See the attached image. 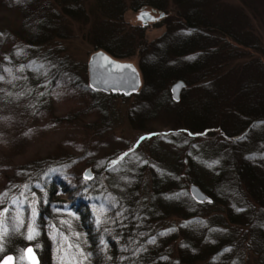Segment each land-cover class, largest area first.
I'll list each match as a JSON object with an SVG mask.
<instances>
[{"label": "trees", "instance_id": "trees-1", "mask_svg": "<svg viewBox=\"0 0 264 264\" xmlns=\"http://www.w3.org/2000/svg\"><path fill=\"white\" fill-rule=\"evenodd\" d=\"M30 1L0 0V9L18 12L17 25L8 24L4 29L0 25V133L2 125L9 131L25 128L28 116L45 121L46 128L67 123L68 116L60 119L47 114L44 104L55 102L61 95L87 97L90 107L84 115L89 112L102 115L96 99L99 94L80 79L68 59L57 57L49 48L55 43L53 35L58 28L50 16L53 6L48 4L44 9L43 5H37L36 9ZM175 1H181L183 27L175 34L173 46L160 50L156 47L150 53L143 49L140 69L144 89L135 96L140 98L141 110L137 121L147 117L152 99L163 92L167 83L183 80L188 84L185 70L199 69L204 73L221 52L215 49V44H200L201 29L212 30L205 21L207 14L196 9H204V0ZM138 2L135 0L136 9L142 5L160 12L167 9L164 0L141 5ZM104 3L109 7L114 5L110 0ZM38 9L45 18L37 23ZM64 13L73 19L83 11L69 5L64 7ZM238 19L235 15V22L231 21V37L236 38L240 32ZM29 28L30 31L26 30ZM15 37L23 39V43L16 45ZM233 41L237 51L249 50L256 44L243 43L237 38ZM95 48L120 60L135 56L132 52L124 53L125 47L119 42L104 45L97 40ZM168 58L173 66L184 65L183 71L171 67L170 61L166 63ZM242 67L231 68V77L235 78L231 83V107L224 106L228 102L225 99L220 111L226 120H216V128L208 122L215 112H211L210 106L218 98L216 93L223 95L222 81L227 77L222 70L200 77L197 85L207 77L202 88L208 98L202 107L194 106L195 112L186 116L195 124L196 131L206 129L201 133L188 131L192 139L186 140L190 145L186 152L190 160L186 173L184 160L177 157L162 155L169 165L161 166L138 158V150L134 149L116 157L92 155L90 140L86 136L81 139L82 135L68 139L70 146L83 155L80 159L69 160L66 156L15 164L7 157L10 154L4 151L0 136V260L34 245L40 264H244L246 254L241 250L248 246L259 257L258 263L264 264V71L255 76ZM251 67L254 68L249 66V70ZM165 94L156 101L175 108L170 94ZM168 106L161 110L166 108L174 119L177 113ZM179 113L184 115L183 110ZM230 114L231 122L227 120ZM22 122L25 124L21 125ZM87 125L84 127L89 128ZM214 129L222 132L223 141L206 143L202 150L210 147L209 150L215 148L221 153L231 152L228 168L207 162L199 147L194 152L195 140L213 137ZM169 140L159 139L162 143ZM151 148L158 150L156 143ZM221 155L223 158L227 154ZM89 166L95 173L92 181L82 176L83 169ZM147 166L152 172L149 189L142 175ZM203 178L210 179L209 186ZM15 180H20V184ZM188 181L199 186L213 203H196L188 192ZM220 185H225L222 193ZM64 194L71 197L68 204L58 201ZM225 199L233 201L228 209L230 227L227 221L221 219L223 223H219L217 218H207L202 213L218 204L229 207ZM172 217L181 222L176 225Z\"/></svg>", "mask_w": 264, "mask_h": 264}, {"label": "rangeland", "instance_id": "rangeland-1", "mask_svg": "<svg viewBox=\"0 0 264 264\" xmlns=\"http://www.w3.org/2000/svg\"><path fill=\"white\" fill-rule=\"evenodd\" d=\"M110 1L114 2V5L111 7L107 6L104 0H78V2H76V0L30 1L32 2L31 6H35L36 9L38 6L41 7V5L44 6V9L48 7V4L53 6L50 16L54 17V23L58 24V28L53 35V41L55 43L50 45L49 48L55 52L54 54L57 57L68 59L70 65L76 71L80 79L87 81L88 85V63L91 56L97 52L95 48L97 40L104 43V45L113 42L123 44L125 47L124 53L132 52V54H135V56L125 59V61H132L140 68V63L144 56V48L148 49V53L153 52V49L156 47H158L159 50L171 48L175 38H177L175 34L183 27V20L180 16L183 15L181 1L164 0L166 1L165 3H167L166 12L157 11L154 7L148 5H142L136 9V5L134 4L135 0ZM152 1L153 0H139L138 3H153ZM116 2L118 4H116ZM204 2V9H196L207 14L205 21L210 23L212 30H206L207 27L201 29L203 38L200 44H215V49L221 50V52L217 54L219 56L218 59L216 58L217 61H213L204 73L199 69L194 72L185 70V77L188 80V84L183 80H175L169 82V84L167 83L165 86L166 89L163 88V92L158 93L159 95L156 94L157 97L152 99L153 102L150 105V112L142 121H137L138 113L141 110H139L140 98H136L135 96L125 97L118 94L114 95L96 92L99 94L97 95L98 97H96L99 103V113H102V115L99 114L98 116H96L94 112H89L87 115H84L85 110L90 107V105L87 104L89 100L84 96L75 97L71 94L61 95L55 102L47 101V103H44L47 111H49L47 114H51V116L60 119L68 116V122L65 124L61 123L59 126L55 125L51 128H46L47 124L45 121L35 120L33 117L28 116L26 127L20 129L21 127L19 126V129L15 128L17 129L16 132L15 129L9 131V128L6 129V127L2 125L0 136L5 145L4 151L10 154L7 156L9 160L12 159L15 164H23L25 162H33L47 158L58 160L66 156L69 160L80 159L83 155L77 152L74 147L70 146V141L68 139L73 140L74 137L82 135L81 139L84 140L86 136V139L88 141L90 140L88 146L91 149L89 150L92 155L95 154L100 157H109L113 155V157H116L119 153L123 154L134 149L138 150V158H145L149 163L154 165H169L168 161H164L165 159H163L162 155L171 158L177 157V159L181 158L184 160L183 171L185 172L190 164L188 153H186L190 145L186 140L192 139L188 136V131L201 133L203 129H206L202 128L196 131L194 129V127H196L195 124L189 121L186 116L195 112L194 106L202 107L205 100L208 98L206 96L208 93H204L202 88L203 82L207 81V77L197 85L200 77L209 73L214 74L217 71L219 72V70H222L224 76L227 77L226 79L224 77V82L222 81L221 91H223V95L216 93L215 96L218 97L217 100L213 101L211 106L209 105L211 112H215L208 122L212 125L210 127L216 128V125L218 126L216 120L219 122H224L226 120V118H224L225 116L222 115V111H220L225 99H227L228 102L224 104V106L231 107V83L233 84L235 80V78L231 77V68L241 69L243 68L242 66H245L246 72L255 74V76H258L261 71H264V0H204ZM69 5H75L81 8L83 15L79 13L75 18H70L64 13V7ZM3 9H0V23L3 24H0L1 28H7L5 25L8 24L17 25L18 12L10 8ZM154 11L155 13H153ZM143 12H149L153 15L156 19L155 22H149L146 26L143 25L139 20V16ZM37 13L38 19L35 20L38 23L45 18V14L42 11L40 12L39 9ZM233 15L239 16L236 23L241 25L240 32L236 38L243 43L248 41L256 42L253 48L249 50H236L238 46H235L236 44L233 41L236 38L231 37V24L235 22L233 20ZM231 21L233 22L231 23ZM26 30L30 31L31 28ZM222 34L223 36H221ZM20 37H15L16 45L23 43V39ZM175 42H177V40ZM233 53H236L237 57L233 58L236 56ZM213 55L214 54H212V56ZM231 58L233 59L231 60ZM169 61L171 67H176V69H182L181 71H183L184 65L177 63V65L174 64L173 66L169 58L166 63ZM249 66H254V68L251 67L249 70ZM212 80L217 82L214 79ZM179 81L184 82L186 88L181 93L180 102L175 103V108L164 103L160 104V102L156 101L157 99L163 98L166 92H168L172 98L170 92L171 86ZM143 89L144 79L142 90ZM184 91L186 92L184 93ZM224 95H227L228 98L224 97ZM163 106H168L170 111L174 110L177 113V117L174 119L170 118L166 108L161 110ZM180 109L184 111V115L179 113L181 112ZM202 110L203 109H201V111ZM133 113H136L137 116L133 117ZM227 118V120L231 122V114L228 115ZM76 120L80 121L75 123ZM23 124L25 123L22 122L21 125ZM85 124H88L87 126H89V128H85ZM205 124L208 123L205 122ZM91 128L95 130L90 131ZM99 128H101V130L98 131ZM211 133L214 134L213 137H200L197 141L195 140L193 147H195L196 150H194V152L196 151L197 153L198 147L201 148V151V146H204L206 143L212 145L213 142H217L213 144H219L223 141L221 138V131L214 129ZM161 138H169L170 140L163 141L164 143H162L159 141ZM11 143H14V145L10 146ZM154 143H156L158 150L151 148ZM209 148L210 147L203 148L202 158L215 167L218 165H226L228 168L231 152L221 153L213 147L211 150H209ZM221 154L227 155H223L222 158ZM147 167L148 169H146L142 175H145V185L147 189H149L152 184V172L150 170L151 167ZM88 169H91V167L89 166L83 169V177ZM91 173L93 175L92 180H94L95 173L92 169ZM199 173L201 172L199 171ZM184 178L186 177L184 176ZM203 179L204 183L209 186L210 179ZM188 182L189 185L187 189L189 192V186L192 183L190 181ZM15 183L20 184V180L17 182L15 180ZM219 188V191L222 193V191L224 192L225 190V185H220ZM240 191L247 196L250 201L252 200L249 198L248 193L242 190ZM58 201L68 204L71 202V197L68 194H64ZM226 201L229 203V207L220 204L216 207H208L202 211L204 217L217 218L219 223L221 219H223L225 222L227 221L229 226L230 215L228 209L233 201L231 200V203L229 199ZM222 202L224 201L222 200ZM171 219H173L176 225L181 222L180 219L176 217H172ZM221 222L223 223V221ZM231 228H233V226ZM29 246L35 248L34 245ZM27 247H24L19 254H15L16 264H20L18 260L28 264L24 253ZM175 249L177 250V246ZM241 251H245L246 254L244 264H259V257L255 252L249 251L248 246H245V249Z\"/></svg>", "mask_w": 264, "mask_h": 264}, {"label": "water", "instance_id": "water-1", "mask_svg": "<svg viewBox=\"0 0 264 264\" xmlns=\"http://www.w3.org/2000/svg\"><path fill=\"white\" fill-rule=\"evenodd\" d=\"M139 20L146 26L156 19L149 12H143ZM88 78L89 86L93 91L105 94L133 97L139 94L143 87L141 70L134 62L114 58L104 51L96 52L91 56L88 63ZM185 88L186 84L182 81L171 86L173 101L180 102L181 93ZM84 178L88 181L93 179L91 169L86 171ZM189 194L198 204L213 203V199L195 184L189 186ZM24 253L28 264H40L39 256L33 247H27ZM0 264H16L14 255H6Z\"/></svg>", "mask_w": 264, "mask_h": 264}, {"label": "snow or ice", "instance_id": "snow-or-ice-1", "mask_svg": "<svg viewBox=\"0 0 264 264\" xmlns=\"http://www.w3.org/2000/svg\"><path fill=\"white\" fill-rule=\"evenodd\" d=\"M9 259H11V258H9Z\"/></svg>", "mask_w": 264, "mask_h": 264}]
</instances>
